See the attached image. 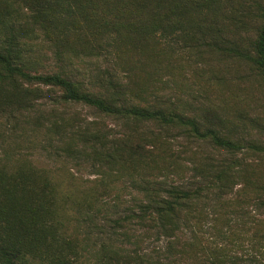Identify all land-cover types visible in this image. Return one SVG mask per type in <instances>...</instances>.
Instances as JSON below:
<instances>
[{
  "label": "trees",
  "instance_id": "trees-1",
  "mask_svg": "<svg viewBox=\"0 0 264 264\" xmlns=\"http://www.w3.org/2000/svg\"><path fill=\"white\" fill-rule=\"evenodd\" d=\"M40 38L59 60L111 57L125 81L109 79L96 92L63 69L33 73L24 53ZM215 60L248 67L264 86V0H0V146L11 124L23 122L36 134H57L65 153L97 161L102 171L100 184L75 191L31 158L6 156L0 264H162L113 242L91 247L72 228L77 211L96 208L98 186L108 188L111 177H139L151 187L138 212L114 227L135 221L165 238L167 264H264V218L245 220L248 207L264 209V140L239 130L258 122L229 103L228 84L211 70ZM191 68L210 75L196 76L207 104L194 112L191 84L182 85ZM171 83L174 102L164 96ZM46 99L90 108L124 129L108 137L56 111L45 116L38 103ZM191 164L205 186L153 182ZM189 228L194 240L185 238ZM246 245L254 254L241 256Z\"/></svg>",
  "mask_w": 264,
  "mask_h": 264
},
{
  "label": "rangeland",
  "instance_id": "rangeland-1",
  "mask_svg": "<svg viewBox=\"0 0 264 264\" xmlns=\"http://www.w3.org/2000/svg\"><path fill=\"white\" fill-rule=\"evenodd\" d=\"M26 49L24 54L29 65L33 68L31 69L33 73H54L63 69L71 78L84 82L96 92L103 91L107 87L109 79L116 81L120 78L125 81L122 72L115 67L113 60L108 56L97 59L59 60L52 47L42 38L29 41ZM212 64L211 70L216 74L218 82L228 84L225 87L226 91L230 92L228 95L230 97L229 103L245 110L248 122H251V119H256L258 122V127L256 126L254 129L251 128L253 124H249L247 130H239L245 135L254 134L260 140H264V86L256 73L248 67L236 63L224 64L215 60ZM197 74L210 77L204 70L191 68V82L187 78L183 84L178 80L184 86L190 87L191 84V112H194V109L200 106L201 102L207 104L203 99L204 94L200 91L201 85L204 83L196 77ZM173 87L174 84L171 83V89L167 90L164 96L174 102L177 99L175 93L172 92ZM38 104L40 105L38 107L40 112L44 113L45 116L49 115L51 111H56L57 114L66 119H74L76 125H87L91 128L99 127L108 137L120 135L124 129L119 120L107 118L87 107L56 106L49 99ZM233 120L238 123V120ZM44 122L47 124L46 120ZM239 128L241 127L239 126ZM62 147L63 144L58 140V135L52 134L48 137L44 128L36 134L32 132L30 125L23 122L16 124L15 127L11 124L5 141L0 146V162L13 153H15L14 155L27 156L38 167L51 170L56 178L58 177L64 182V189L89 191L95 184H100L102 171L98 169L99 163L97 161L68 155L62 150ZM193 148L195 149V147ZM204 149L211 151V148L206 147ZM191 168L192 164L189 171L171 174L168 177H158L153 182L161 184L163 187L169 184L188 188L205 186L202 177L191 171ZM110 180L111 185L108 188L102 189L98 186L101 200L97 203L96 208L84 209L75 213L72 228H75L78 238L87 241L91 247H99L102 242H113L118 247L123 245L127 251L136 250L140 253L152 254L154 260L157 261L159 258L162 264H167L169 259L165 253L167 247L165 238L158 236L154 231L145 233L146 229L135 221L130 222L127 229L114 227V220L118 219L125 222L123 220L125 217L138 212L139 203L137 201L143 200L147 194V189L151 187L142 182L139 177L135 181L124 178L116 182L114 177H111ZM114 180L115 183H113ZM68 183L70 184L68 185ZM210 204L214 203L211 201ZM245 212L249 214L248 217H245L249 225L254 216L264 218V209L258 210L256 207H248ZM124 232H129L128 238L122 236ZM205 233L207 238H212L217 234L211 220L205 226ZM185 238L186 240H194L191 228L186 229ZM247 247L244 252L238 253L246 257L254 254L250 245ZM92 254L93 252L89 253L91 258Z\"/></svg>",
  "mask_w": 264,
  "mask_h": 264
}]
</instances>
